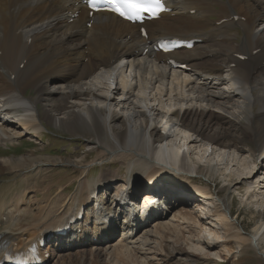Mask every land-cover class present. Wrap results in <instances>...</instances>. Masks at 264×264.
Returning a JSON list of instances; mask_svg holds the SVG:
<instances>
[{
    "label": "bare ground",
    "instance_id": "1",
    "mask_svg": "<svg viewBox=\"0 0 264 264\" xmlns=\"http://www.w3.org/2000/svg\"><path fill=\"white\" fill-rule=\"evenodd\" d=\"M170 6L172 13L146 23L147 36H142L139 25L112 13L90 16L81 0H0V143L25 135L39 140L48 124L71 136L85 130L92 138L88 143L101 149L87 163L33 152L0 157V175L12 176L10 197L0 199V257L48 235L56 242L46 247L50 262L85 245L96 258L106 255L115 264H171L173 259L202 264L213 259V251L228 258L235 241L242 251L252 242L260 247L264 223L256 234L244 233L231 203L209 185L201 183L205 187L190 203L167 184L191 189L188 174L214 176L215 167L196 164L179 146L184 141L195 151L208 144L256 164L258 170L242 181L258 175L245 193L256 196L251 189L258 183L264 197V166L259 165L261 159L264 163V0H170ZM236 27L241 42L230 31ZM171 37L203 42L172 54L154 51L160 39ZM167 55L191 69H172ZM28 89L34 96L26 95ZM58 162L83 166L77 186L86 188L67 196V186H61L54 197L45 190L37 208L31 195L37 177ZM105 162H121L128 175L121 176L118 168L89 179L91 166ZM134 169L144 173L133 174ZM143 181L152 184L143 190L144 211L135 203L120 208L129 199L137 201L139 194L129 186ZM96 189L108 199L111 195L114 208L104 204L98 214L89 210L67 236L56 237L82 207L89 209ZM120 219L124 228L111 242ZM194 242L205 251L187 248ZM239 263L235 258L233 264Z\"/></svg>",
    "mask_w": 264,
    "mask_h": 264
},
{
    "label": "rangeland",
    "instance_id": "2",
    "mask_svg": "<svg viewBox=\"0 0 264 264\" xmlns=\"http://www.w3.org/2000/svg\"><path fill=\"white\" fill-rule=\"evenodd\" d=\"M234 29L235 28L230 30L231 33L235 35L233 39L237 42H241V38H240L241 32L237 29L236 31H238L239 32L238 33L234 31ZM34 94H35V91L33 89L26 91L27 96H34ZM152 117L155 118L154 116ZM154 123L158 125L160 129H163V125L159 124L158 120H156ZM45 126H47L46 127L47 130L42 131L39 140H37L34 136L25 135L22 137L21 140H17V141L14 140L12 142L7 141L6 144L2 146L6 147L7 149H9L8 146L9 147L13 146V149H12L13 151H10L11 150L10 148L7 152L1 153L2 150L5 149L3 147L0 150V155H3L4 157H15V156L21 155L22 153L26 154L29 152H33L34 154L37 153L36 154L37 156L44 155L46 157H55L58 159L62 158L64 160H77V159L83 158L85 159V163H87L91 161L93 158H96L95 155H97L101 150L96 147L97 146L96 144L95 146V145H90V143H88L89 140L92 138L84 134L85 130H78L75 134L76 136L75 135L71 136L70 133L66 132L62 128H59L56 126H49L48 124ZM227 129L230 130V127H228ZM86 132L87 133L90 132L89 133L90 135L95 136V133H93V131L91 133L90 130L89 132L86 130ZM175 141L177 143L179 142V140H176V139ZM180 142L178 143V144H181L179 146H181L183 150L189 153V155L191 156V159H193V161H195L196 164L198 165L210 164L216 169V174L214 176H209V174H207V176L205 174L198 175V173L188 174V178L192 181V184L200 185L203 188L205 187V186H202L203 183L206 185H209L213 193H219L229 203H231L232 216L235 219H237V225L243 229V232L247 233L249 236L250 234L251 235L256 234L257 228L260 227L264 223V197L262 196L263 194L261 195V193H259L261 190H260V187L257 186L258 183L257 185L256 184L253 185L251 189V192L256 196H252V197L249 195L246 196V193H245L251 181L257 182L259 180L258 175H256L253 179H244L243 181H242V178L248 175L246 173H250L255 168H257L256 170H258V166L256 167V164H254L245 155H242L241 153L238 154L229 149L220 150L219 148L214 147L213 145L207 144V145H202L198 149H195V151H193V149H190L189 146L187 147V145H185L184 141H180ZM248 143L250 142L248 141ZM11 152H13L12 153L13 155H11ZM42 163L38 165H42ZM174 163L176 164L178 162H174ZM164 165L168 166L167 164L163 163V167ZM259 165L260 167L264 166V163L262 164V159L259 161ZM96 168L92 166L90 174H93L95 172L98 173L100 171V167L98 170ZM118 168L120 169L122 168L120 171L121 176L128 175V171L126 170V168L121 166V162H116L114 164L111 162H105V164L102 167L101 173L103 172V173L108 174V173H111L117 170ZM83 171H84L83 166L76 165V164L69 163V162H64V163L58 162L53 167H48L47 170L42 171L40 175L37 177L38 181L35 182L36 185L34 186V191L36 190L35 191L36 193L34 191L31 192V195H34L32 198V203L34 204V206L37 205L36 207L38 208L39 206L43 205L45 197L42 192H44L45 190H48L49 192L47 194V197H54L56 196V194L54 193H57L59 188H61V186L65 187V185L67 186L65 189V191L67 192V196L70 195L71 193L73 194V192L76 195H79V193L77 191L75 192L74 190L77 188L78 189L80 188V190L83 191L86 188L85 186H81L80 182L78 186L76 185L77 180L81 176ZM134 173L141 175L144 173V171L134 169L133 174ZM42 174H44V176H42ZM90 174L88 175L89 179L92 178ZM261 176L263 177L262 179H264V175H261ZM43 178H46V179H43ZM11 179H12V176L9 173L0 175V198L10 195L9 184H10ZM18 183H20V179H18ZM71 183L72 185L70 186ZM167 185H168L167 186L168 191L173 188L172 190L176 191L177 194L183 196L184 199L186 198L189 201L191 200L190 203L193 202V199H196V196H194V194H192L190 191L186 189L185 190L183 189L182 191L180 189L174 188L173 186L169 184ZM44 186L46 187V189L43 188ZM59 196H61V193ZM65 198L66 196H64V199ZM109 198L112 199L111 195ZM216 228L219 229L217 225H216ZM116 236L117 234L114 236L113 240H115ZM116 240H117V237H116ZM116 240L113 242H116ZM186 246L187 248L190 247V249L191 248L193 249L194 247L195 250L197 248L199 252L205 251L202 248L203 247L202 245H201L202 247L200 245H195V242L192 243V246H188V245ZM233 248H234L233 250L234 253L229 255L228 258H225V259L221 257L219 258L218 256H216V252L213 251L211 252L213 259L207 262H204L202 264H233V261L235 258L240 259L239 264H264V237L260 243L259 248L257 245H255L252 242L251 244H247L244 250L242 251V247L239 244H237L236 241H235V244H233ZM81 250H85V251L82 252ZM72 253L73 255H69V256L67 255L68 257L65 255L64 257L65 259L64 258L63 260L61 259L62 262L61 260H58V261L53 260L49 262L48 264H56V263L57 264H61V263L62 264L63 263L64 264H95L99 262L98 260H101L100 262L102 264H107V263L115 264L116 262V261H110L109 256H106V255L105 256L101 255L99 257L100 259L96 258L95 256L92 255L93 253L90 252V248H87V246L81 247L79 249L74 248ZM176 262H177V259L171 260V264H177Z\"/></svg>",
    "mask_w": 264,
    "mask_h": 264
},
{
    "label": "snow or ice",
    "instance_id": "3",
    "mask_svg": "<svg viewBox=\"0 0 264 264\" xmlns=\"http://www.w3.org/2000/svg\"><path fill=\"white\" fill-rule=\"evenodd\" d=\"M111 5V12L129 20L137 19L141 14L150 13L156 17L163 10L161 0H102Z\"/></svg>",
    "mask_w": 264,
    "mask_h": 264
}]
</instances>
